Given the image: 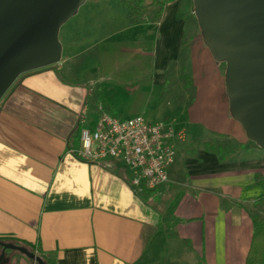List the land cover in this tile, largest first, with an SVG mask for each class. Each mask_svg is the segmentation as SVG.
<instances>
[{"label":"crops","instance_id":"crops-1","mask_svg":"<svg viewBox=\"0 0 264 264\" xmlns=\"http://www.w3.org/2000/svg\"><path fill=\"white\" fill-rule=\"evenodd\" d=\"M142 21L102 36L98 44L110 45L101 70L117 73L118 62H105L117 50L149 58L127 80L136 86L131 115L182 134L169 182L139 191L122 162L69 153L80 147L83 112L98 118L93 91L110 98L80 61L87 36L66 41L56 68L25 74L0 106V236L30 242L56 264H245L252 216L261 214L264 151L230 114L226 65L205 45L193 0H171L158 20ZM155 84L177 113L147 111ZM8 264L30 262L13 255Z\"/></svg>","mask_w":264,"mask_h":264},{"label":"water","instance_id":"water-1","mask_svg":"<svg viewBox=\"0 0 264 264\" xmlns=\"http://www.w3.org/2000/svg\"><path fill=\"white\" fill-rule=\"evenodd\" d=\"M86 0H0V101L31 71L61 62L60 29ZM203 41L213 58L226 65L229 111L248 140L264 151V0H193ZM39 264L23 246L1 243Z\"/></svg>","mask_w":264,"mask_h":264},{"label":"rangeland","instance_id":"rangeland-1","mask_svg":"<svg viewBox=\"0 0 264 264\" xmlns=\"http://www.w3.org/2000/svg\"><path fill=\"white\" fill-rule=\"evenodd\" d=\"M163 1L164 0H145L142 5L141 13L135 18L143 19L142 22H144V20H150L151 18L153 20H158L161 16L158 14L161 9V2ZM131 19L132 18L129 17V11L123 6V0H86L85 4L80 7L78 12L62 25L59 33V40L62 46L66 45V41L77 42L83 36H87L85 41L86 50L80 55V61L85 64L86 71L91 73L93 81L95 80L96 83L104 84V87L107 88L108 97L110 98V102H108L110 105L109 114L121 119L133 117L131 111L135 110V107L131 105V101L133 98L132 96L136 94V86L133 85V83H128L127 80L133 79V70L141 66L138 65L137 67L136 61L141 63V68H143L145 66V61L149 62V58L146 60L141 56L133 57L130 53L126 55L125 53H118L117 50L116 55L108 54V56L105 57V62L108 63L110 67L113 65V61L116 63L118 62L115 68H110H114V71L117 69V73L107 76L104 74L105 72L101 70L104 61L101 59V48L104 46L108 47L110 41H106L105 44L101 42L98 44V42L101 40L102 36H108L113 30H116L115 27L121 28L124 24L122 26L124 30L125 23L129 22ZM130 34H132V31H126L119 37H128ZM94 41H97L95 46L92 44ZM89 45L91 49H89ZM83 47L84 46L81 45L80 49L76 46L75 51H81ZM103 77L105 81H101ZM93 84L94 83H92V85ZM162 90V85L155 84L153 86L152 96H148L146 100V109L153 115L156 113V116H165V114L168 116L174 115L177 113L174 105H169L170 101L167 99L160 100V93ZM89 105L98 110L99 103L95 105L92 101V96L89 99ZM91 112L90 110V114ZM87 113L88 119L90 118L91 122L90 124L86 123V126L90 128L93 127L97 115H92L91 117L89 116V112ZM167 124L170 125L169 123ZM174 130L178 132V130ZM259 214L264 219V202L259 209Z\"/></svg>","mask_w":264,"mask_h":264},{"label":"built area","instance_id":"built-area-1","mask_svg":"<svg viewBox=\"0 0 264 264\" xmlns=\"http://www.w3.org/2000/svg\"><path fill=\"white\" fill-rule=\"evenodd\" d=\"M93 129L84 125L80 147L69 153L91 162L118 160L129 170L131 185L139 191L169 182V168L176 160L174 140L182 137L164 121L148 122L142 116L121 119L98 106ZM83 112L81 124H86Z\"/></svg>","mask_w":264,"mask_h":264},{"label":"trees","instance_id":"trees-1","mask_svg":"<svg viewBox=\"0 0 264 264\" xmlns=\"http://www.w3.org/2000/svg\"><path fill=\"white\" fill-rule=\"evenodd\" d=\"M145 0H123V6L125 9L129 11V17L135 18L141 13L142 5ZM171 0H164L161 2V9L159 11V16L164 10L165 5L170 2ZM57 65L50 66L49 68H56ZM27 74V73H26ZM19 77V79L14 83V85L9 89L6 95L0 101V106L3 100L6 98L8 93L20 82V79L24 76ZM92 101L95 105L98 103L102 105L103 109L106 111L110 110V105L108 103L107 97L105 96L101 87L96 88L92 93ZM212 146V149H215V146L208 143L207 146ZM264 184V181L262 182ZM264 202V196L260 199V203ZM252 223H253V236L251 240V245L249 248V252L245 261V264H264V219L260 215H253L252 216ZM1 243H12L15 245L23 246L30 252L39 256L44 264H56V259L50 257L48 254L43 253L36 245L31 244L25 240H20L15 237L11 236H0V254L2 253L3 246ZM13 255H21L26 258L30 264H39L38 262L33 261L26 255L21 252L13 251V250H6V256L10 259Z\"/></svg>","mask_w":264,"mask_h":264}]
</instances>
